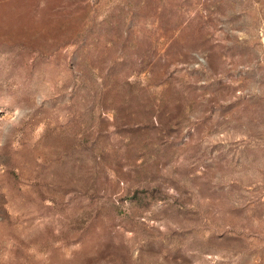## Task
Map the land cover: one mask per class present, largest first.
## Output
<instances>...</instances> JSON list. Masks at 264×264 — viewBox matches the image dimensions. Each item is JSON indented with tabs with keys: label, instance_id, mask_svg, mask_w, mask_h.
<instances>
[{
	"label": "rangeland",
	"instance_id": "374dc122",
	"mask_svg": "<svg viewBox=\"0 0 264 264\" xmlns=\"http://www.w3.org/2000/svg\"><path fill=\"white\" fill-rule=\"evenodd\" d=\"M0 264H264V0H0Z\"/></svg>",
	"mask_w": 264,
	"mask_h": 264
}]
</instances>
